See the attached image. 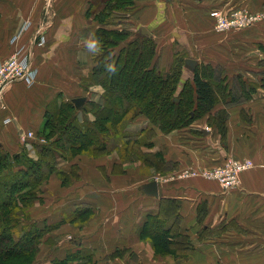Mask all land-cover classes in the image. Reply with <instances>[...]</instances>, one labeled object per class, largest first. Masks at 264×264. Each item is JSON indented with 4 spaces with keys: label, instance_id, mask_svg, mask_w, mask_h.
<instances>
[{
    "label": "crops",
    "instance_id": "obj_1",
    "mask_svg": "<svg viewBox=\"0 0 264 264\" xmlns=\"http://www.w3.org/2000/svg\"><path fill=\"white\" fill-rule=\"evenodd\" d=\"M45 1L0 0V61L9 60L22 46L21 57L28 58L33 44L31 67L38 70L32 87L15 80L2 94L0 153L9 157L23 150L29 157L38 158L37 144L49 108L78 96H86L85 103L101 104L103 98L102 87L89 82L97 65V47L89 52L87 45L96 42L100 27L89 17L92 0H50L47 16ZM141 1L139 12L149 9L145 12L152 14L147 27L157 24L151 31L158 45L155 61L161 66H169L172 51L183 47L198 65H210L215 71L221 67L220 78L227 92L235 87V78L254 82L264 69L263 24L220 33L211 17L235 2L264 11V0ZM131 15L137 20V12ZM183 16L194 34L185 30ZM25 22L32 25L12 41ZM129 22L135 26L132 19ZM178 33L183 41H178ZM41 35L47 41L40 46L35 40ZM254 86L256 90L248 100L228 103L220 99L212 107L214 116L221 111L227 114L225 132L208 118L194 122V130L157 132L150 147H145L160 154L162 170L144 173L133 167L119 169L122 161L112 155L83 154L62 163L65 167L59 164L49 179L51 194L41 193L30 209L35 220L44 214L39 217L41 223L51 222L58 235L54 252L66 257L87 251L89 264H264V88ZM80 112L86 114L87 109L82 107ZM143 123L149 126L140 116L129 126L135 130ZM30 131L34 137L24 141L21 137ZM226 157L254 162L238 174L239 186L229 190L218 179L203 175L223 166ZM74 165L80 168L78 177V173H70ZM151 165L156 166L154 161ZM59 172L67 174L65 184ZM153 177L158 195L144 191L143 186ZM89 213L92 217L87 223L75 225L76 218ZM161 220L163 226L156 230ZM164 230L172 234L169 251L156 243L155 236ZM67 232H73L71 240L63 236Z\"/></svg>",
    "mask_w": 264,
    "mask_h": 264
},
{
    "label": "trees",
    "instance_id": "obj_2",
    "mask_svg": "<svg viewBox=\"0 0 264 264\" xmlns=\"http://www.w3.org/2000/svg\"><path fill=\"white\" fill-rule=\"evenodd\" d=\"M133 2L134 0L107 1L99 14L100 24L109 23L106 18L115 17V13H127ZM117 19L119 23L128 22L127 16ZM130 32L132 33L131 30L110 29L105 26L96 31V41L102 53L96 58L97 65L89 80L104 86L106 98L103 104L93 101L84 104L85 109L90 108L95 113L94 120L79 122V108L76 104L71 100L62 102L47 111L41 133L47 142L37 144V159L29 157L24 151L13 158L0 153V255L2 253L8 259L23 256L28 258L29 252L38 250L40 238L46 229L34 227L16 238V227L21 219L29 217L28 211L39 199L41 186L58 171V155L62 154L61 157L70 160L79 154L98 156L105 153L108 141L102 136L112 129L109 124L115 126L122 123L128 114L133 119L138 115H146L164 133H169L189 125L190 119H198L197 109H192L193 105L212 108L217 103L219 90L228 103L248 100L256 90V85L247 83L240 77L232 91L227 92L219 72H211V75L195 71L192 85L188 81L181 82L182 95L176 97L173 93L176 91L177 74L162 78L157 75V65L151 66L156 50L152 37L142 33L126 42L124 39ZM124 43L126 44L123 45ZM117 47H120L119 53L115 52ZM108 64L114 67V72L107 70ZM261 73L264 75V71ZM262 81L264 86V78ZM226 115L223 111L215 115L214 125L222 131L225 129ZM60 173L64 176L65 183L68 178L65 173ZM162 226L161 220L155 229L160 230ZM171 235L166 230L159 232L155 236L157 245L169 251ZM53 264L69 263L58 260Z\"/></svg>",
    "mask_w": 264,
    "mask_h": 264
},
{
    "label": "rangeland",
    "instance_id": "obj_3",
    "mask_svg": "<svg viewBox=\"0 0 264 264\" xmlns=\"http://www.w3.org/2000/svg\"><path fill=\"white\" fill-rule=\"evenodd\" d=\"M109 1V0H92L90 1V9H89V17H91V20H96L99 22L100 24V20H99V14L100 12L102 11L101 9L104 8L106 2ZM163 1V0H162ZM166 1V0H165ZM193 1H198V0H193ZM212 3L215 2V0H211ZM141 0H134L133 2V6H130L129 11H127V13H115L116 16L115 17H107L106 18V21L109 22L107 24H100L99 26L102 27V26H105L107 28H110V29H127L128 30H131L132 33L129 34L128 36H126V38L124 39L126 42L130 41V40H133L139 36H141L142 32H141V27L142 26H145L147 27V24L149 21H151L152 19V14L148 13V12H145L149 9H145V11H141L139 12L141 9H138L141 7ZM174 0H169V1H166V3L168 4H171L173 3ZM175 2H179V1H175ZM51 1L50 0H46L45 1V5H46V10L44 12V14L47 16L51 9ZM153 4V3H152ZM181 7V6H180ZM225 8V7H224ZM151 9V8H150ZM178 10V9H177ZM223 12H216L214 15L211 14V17L215 19V30L220 32V33H223V32H231L232 30L233 31H243V30H247V29H251V28H256V27H259V26H262V24L264 25V11L262 10H259V9H254V7L251 5L249 7H246L245 5L243 6L242 4H239V3H236L235 2V5L229 7L228 9L226 8V10H222ZM236 11H240L242 12L243 14L246 13V16L247 19H246V23H243V25L241 26H234V27H229L228 29H225V30H219L217 29V25H218V22H219V14L220 13H223V16H228L230 15L231 13L233 12H236ZM137 12V20L132 18V13L136 14ZM225 14V15H224ZM131 15V17H130ZM143 15V16H142ZM241 15V13H240ZM128 17V19H132L135 26L133 25L132 27V23L129 22L128 19V25L126 22L125 24L123 23H119L117 20L118 17ZM117 17V18H116ZM165 17V16H164ZM238 17H242V16H238ZM252 20H249L250 18H252ZM184 18V21L186 23V31L188 30L189 31V34L190 33H193L192 32V29H191V26L189 24V21H188V18L183 16ZM148 20V21H147ZM97 22V23H98ZM161 23V22H160ZM152 24V23H151ZM32 25L31 22H29V26L28 28ZM155 25H152V26H149L147 27L149 29V31L151 32L150 35L148 36H153L152 34V31L151 30H155ZM41 31H39L40 33ZM194 34V33H193ZM180 34L178 33L177 34V38H180L178 41H183V36H179ZM152 40L157 48V42L155 41V39L152 37ZM47 41V40H46ZM97 42V41H96ZM192 42H194V40H192ZM46 44V42H45ZM44 44V45H45ZM126 43H124L123 45H125ZM180 45L183 46V44L181 43H178ZM184 45H187V44H184ZM262 46H264V43H262ZM119 50H120V47H117L115 52L119 53ZM201 50H198L196 51V53H200ZM102 53V49L100 50V47H99V43L97 42V51L95 53V57L97 58V56H99L100 54ZM156 54H157V49L155 50V54L153 55V58H152V63H151V66H154V64H156V72H157V75H159L160 77L162 78H167V77H171V76H174L175 74H177V78H176V84H175V88H176V91L174 90V93L173 95L176 96V97H179L181 96V92H182V87H181V82H186L188 81L189 85L191 86L192 85V82H193V76H194V73L195 71L198 72V74H203V73H206L208 72L209 74L212 75L211 72H213L215 74V72L219 71L220 74H222V70L221 67H217L216 71L215 70H212L210 68V65H206V64H201V65H198V61L192 56V54H190L188 52L187 49H184L183 47L179 48V47H176L174 49V52L172 51V56H173V59H172V63L169 65V66H161L159 63H156L155 61V58H156ZM263 61L264 62V51H263ZM188 58H191V59H195L196 60V65L195 67H191L189 66L185 61L186 59ZM158 62V61H157ZM211 69V70H209ZM264 69H261L260 72H258V76L256 78V80L254 79V82L252 81V79H248L247 80V83H250V84H258L259 86H262V79L264 78V75L263 72ZM174 73V75H172ZM224 76V73L223 75ZM239 77V76H238ZM228 79V76L226 75V78L224 81H226ZM244 79H246V76L244 77ZM235 81H238V78H235ZM90 82V85H92L93 87L95 86H99L100 84L99 83H95L91 80H89ZM239 82V81H238ZM187 83V84H188ZM26 84V83H25ZM86 84V82H85ZM27 86V85H26ZM103 89V98L101 99V103L103 104L104 101H105V88L104 86L100 85ZM264 88V86H262ZM221 93V92H219ZM172 95V96H173ZM78 97H85L86 96H78ZM77 98V97H75ZM74 99V98H73ZM73 99H71V101L73 102ZM220 99H223V97H218L216 98L217 101H219ZM87 100V99H86ZM98 100V99H97ZM85 103V102H84ZM93 103H98L96 101H93ZM99 104V103H98ZM84 106V104L80 107H78V111L82 110V107ZM192 109H197V113H198V119H190V123L189 125L185 126V127H182V128H179V129H184V128H188L190 127L191 130H194V126H192V124H194V122L198 121V120H202V119H207L210 120L211 123H214V120H215V116L214 114L211 113L212 111V108L208 107L206 108L205 105H199V104H196V105H193L192 106ZM207 109V111H206ZM88 111L83 113V112H80L78 113L77 111V117L79 119V122H82V121H90V120H94V115L95 113L93 112L92 109H87ZM209 110V111H208ZM140 116H144L145 117V120H147V123L149 124V126L146 125V123H143L142 125H138V129H133L134 127L132 126H129L130 125V122H131V114H128L126 115L123 119V122L122 123H118L116 124L115 126L113 124H109V126L112 128L110 130H108L102 137L103 139L107 140L108 141V150L105 152V153H102L98 156H104V155H112V156H115L116 158L120 159L122 161V164L118 165V168L119 169H126V168H130V167H133V168H136L138 170H142L144 173H147L146 171L148 170H155L156 172L159 171V170H162L161 167H162V162L163 161H159L161 158L160 157V154L159 153H152V152H149L147 149V147H150V144H151V139L152 137L157 133V132H162L164 133L159 127L157 124H155L154 122H152L150 119H148V117L146 115H138L136 119H140ZM136 119H133L132 121L134 122ZM204 119V120H205ZM212 119V120H211ZM145 126V127H144ZM192 126V127H191ZM144 127V128H143ZM132 129V130H131ZM172 132V131H171ZM170 133V132H169ZM57 137V136H56ZM39 144H45V142H47L46 138L44 136H41L39 138ZM141 146H144V148L142 149ZM147 146V147H145ZM59 149V148H58ZM60 151H63L62 149H59ZM23 150H19L18 152H16L15 154H12L10 157L13 158V156H15L16 154H19V153H22ZM86 154L87 156H97V155H90L88 153H84ZM153 154H156V155H153ZM62 155V154H61ZM61 155H58L57 157V167L65 164V161H71L72 159L78 157L79 155H83V154H79L75 157H73L71 160H68L64 157H61ZM13 161V160H12ZM154 161V164L156 166H158L156 168L155 167H152L151 163H153ZM14 162V161H13ZM67 164V162H66ZM144 164V165H143ZM59 166V167H60ZM61 167H65L64 166H61ZM80 168H78L77 165H74L71 167V171L70 173L74 175L78 173ZM149 171V172H150ZM59 178L60 180H62V184H65L64 183V176L61 175V173L59 172ZM67 175V174H66ZM79 176V173L76 177ZM68 178V176H67ZM74 179H77V178H74ZM72 180V178H71ZM151 180H156V178H151ZM150 180V181H151ZM149 183V182H148ZM147 183V184H148ZM49 179L46 181L45 184H43L41 187H42V194H46V193H50V189H49ZM145 186V185H144ZM143 186V187H144ZM146 193V192H145ZM147 194V193H146ZM44 198V196H42ZM31 209V208H30ZM30 209H29V217L26 218L25 220L24 219H21L18 224V226L16 227V234H15V237H19L20 235L23 234L24 231H28L34 227H38L40 229H46V232L42 235V237L40 238V242H39V245H38V250H35V252H29V260L28 258H26L25 256L23 257H19L18 259H8L7 256H4L0 255V264H26L28 262H31L32 260V263L30 264H53L54 262L58 261V260H66L69 264H89V261H88V258H89V253L86 251V252H82L79 253V255L76 253V254H68V256L66 257H62L60 255H57L56 252H54L53 250V247H55L56 245V241H57V236L55 234V232H53V226L51 225V222L49 220H45L43 223H41V221L39 220L41 216H43L44 214H42L41 212V216L38 215V220H35L34 219V216L32 215V213H30ZM82 215V213H81ZM92 214L89 213L87 215H85V217H82V218H76V219H73L72 223L74 222V220H76L75 225L77 226H83L85 223L88 222V219L91 216ZM23 218V217H21ZM71 218V217H69ZM26 221V222H25ZM73 223V224H74ZM53 232V233H52ZM66 235V236H65ZM73 235V232H67V233H64L63 236L66 237V239H70L69 237ZM71 240V239H70ZM159 254H162V252H158Z\"/></svg>",
    "mask_w": 264,
    "mask_h": 264
},
{
    "label": "built area",
    "instance_id": "obj_4",
    "mask_svg": "<svg viewBox=\"0 0 264 264\" xmlns=\"http://www.w3.org/2000/svg\"><path fill=\"white\" fill-rule=\"evenodd\" d=\"M245 16L246 13L243 14L240 11L233 12L228 16H223V13H220V19L217 25V29L225 30L229 27L241 26L243 25V23H246V19L248 16ZM252 19L253 17L249 20ZM28 26L29 22H25L20 31L12 38V41L17 40L23 30L28 28ZM45 39L46 37L44 35L38 36L37 40H35V44L41 46L45 44ZM32 47L33 44L30 47L28 58L26 55L21 57V54L24 50V46H22L9 60L5 62L0 61V103L2 94L9 83L15 80H20L25 82L28 87H32L36 83L35 81L37 80L38 70L31 67ZM4 121L7 124V122L10 121V118L8 117ZM30 137H34V133L32 131L28 132V134L22 136L21 138L25 141ZM253 164L254 162L249 158L240 160L233 157H226L223 166L206 170L204 171L203 175L208 178L218 179L223 184L224 188L226 190H229L231 188H237L239 186L238 174L241 171L252 167Z\"/></svg>",
    "mask_w": 264,
    "mask_h": 264
},
{
    "label": "water",
    "instance_id": "obj_5",
    "mask_svg": "<svg viewBox=\"0 0 264 264\" xmlns=\"http://www.w3.org/2000/svg\"><path fill=\"white\" fill-rule=\"evenodd\" d=\"M166 1H169V0H166ZM141 32L143 34H146V35H150L151 34L149 29L147 27H145V26L141 27ZM185 62L191 67H195V65H196V60L195 59L188 58V59H186ZM85 101H86L85 97H77V98L73 99V102L76 104L77 107L82 106ZM144 191L147 194L158 195V184H157V181L156 180H151L148 184H146L144 186Z\"/></svg>",
    "mask_w": 264,
    "mask_h": 264
},
{
    "label": "clouds",
    "instance_id": "obj_6",
    "mask_svg": "<svg viewBox=\"0 0 264 264\" xmlns=\"http://www.w3.org/2000/svg\"><path fill=\"white\" fill-rule=\"evenodd\" d=\"M87 47H88V51L89 52H95L96 47H97L95 40L90 41L88 43ZM106 67H107V70L109 72H114L115 71L114 67L111 64L106 65Z\"/></svg>",
    "mask_w": 264,
    "mask_h": 264
},
{
    "label": "bare ground",
    "instance_id": "obj_7",
    "mask_svg": "<svg viewBox=\"0 0 264 264\" xmlns=\"http://www.w3.org/2000/svg\"><path fill=\"white\" fill-rule=\"evenodd\" d=\"M162 50V49H161Z\"/></svg>",
    "mask_w": 264,
    "mask_h": 264
}]
</instances>
